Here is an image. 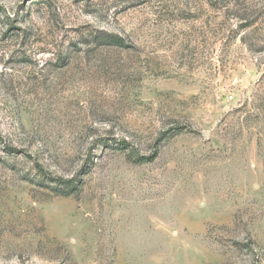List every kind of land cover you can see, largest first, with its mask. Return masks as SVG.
<instances>
[{"label": "rangeland", "instance_id": "obj_1", "mask_svg": "<svg viewBox=\"0 0 264 264\" xmlns=\"http://www.w3.org/2000/svg\"><path fill=\"white\" fill-rule=\"evenodd\" d=\"M0 264H264V0H0Z\"/></svg>", "mask_w": 264, "mask_h": 264}, {"label": "trees", "instance_id": "obj_2", "mask_svg": "<svg viewBox=\"0 0 264 264\" xmlns=\"http://www.w3.org/2000/svg\"><path fill=\"white\" fill-rule=\"evenodd\" d=\"M99 39H100L101 41H103L104 43H109V44H110L111 42H117V43H118V39L115 38V36L113 37V35H107V36H105V37L100 36ZM109 41H110V42H109Z\"/></svg>", "mask_w": 264, "mask_h": 264}]
</instances>
